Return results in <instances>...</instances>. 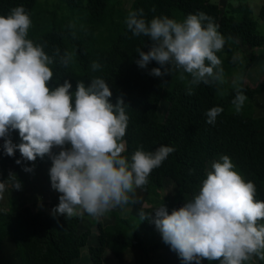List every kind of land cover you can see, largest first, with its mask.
<instances>
[{"label":"clouds","instance_id":"1","mask_svg":"<svg viewBox=\"0 0 264 264\" xmlns=\"http://www.w3.org/2000/svg\"><path fill=\"white\" fill-rule=\"evenodd\" d=\"M143 10L130 11L124 21L132 36L148 38L149 50H136L135 62L141 69L155 61L160 67L150 75L163 78L171 69L187 80V95L193 88L224 82L222 61L217 53L226 43L212 17L200 12L183 21L166 16L143 18ZM32 20L23 6L0 15V139L3 154L20 153L23 162L47 156L51 189L59 194L52 215L72 218L87 214L102 218L111 211L138 203L137 189L149 183L151 172L175 151L161 145L155 151L135 150L130 159L124 155L128 127V106L118 97L110 102V85L93 78L86 86L81 80L72 84L53 82L52 66L67 67L72 53L51 55L46 44L29 38ZM93 71L100 65L93 62ZM231 101L237 113L247 97L237 86ZM223 111L213 107L206 122L214 125ZM18 132L20 143L9 138ZM56 150V151H54ZM31 167L23 168L31 173ZM15 177L9 174V178ZM21 190L16 179L0 182V200L9 189ZM256 186L236 170L230 157L223 155L211 164L198 193L169 214L162 203L153 212L152 223L183 264H254L264 261V201L257 200ZM141 221L150 215L139 212Z\"/></svg>","mask_w":264,"mask_h":264},{"label":"trees","instance_id":"2","mask_svg":"<svg viewBox=\"0 0 264 264\" xmlns=\"http://www.w3.org/2000/svg\"><path fill=\"white\" fill-rule=\"evenodd\" d=\"M37 1L0 0V15L6 16L10 9L23 6L32 20L30 39L46 44L45 51L49 55L56 49L61 55L68 53V47L72 49L76 67L72 68L71 63L66 68L54 64L50 86L55 87L56 83L62 84L67 79L72 84L71 90L75 91L78 80L87 86L93 78L104 79L112 92L110 102L115 104L120 97L128 106L124 155L130 159L132 153L141 147L144 151H155L161 145L175 149L159 168L151 172L149 183L140 189L146 204L165 205L161 192L170 182L176 185L180 196L195 195L209 164L223 155L230 157L246 181L255 184V198L264 201V126L254 117L252 107L254 98L264 95V72L254 86L239 84L247 97L239 113L231 103L236 87L223 98L218 97L219 82L201 83L193 88L192 95L186 94L187 80L177 79L167 89L164 85L173 69L169 75L159 78L149 74L151 69L160 67L155 61L146 68L138 67L136 50L140 48L146 53L149 40L143 35L132 36L124 23L130 11L140 9L146 21L166 16L180 22L189 14L203 12L212 17L225 38V45L239 43L247 49L251 58L245 65L247 69L253 60V51L264 48V35L258 33L248 4L229 5L222 11L210 0H134L128 13L114 21L109 0H59L68 10L65 15L54 9L36 12ZM260 19L264 20V1ZM97 32L102 33L97 36ZM217 55L224 71L221 53ZM93 62L100 65L96 71L91 68ZM162 107L165 114L161 119ZM213 107H220L223 111L215 124L210 125L206 122L205 113ZM10 137L19 139L18 132L12 131ZM2 144L0 139V146ZM18 159H21L18 151L13 157H8L0 147V182L8 179L10 171L21 173L23 168L33 163L22 161L17 165L15 161ZM33 165L42 166L43 159L37 158ZM11 202L15 204L16 200ZM167 209L171 214L173 209ZM141 211L150 215L149 208ZM150 217L141 221L139 215L119 217L115 214V222L111 226L103 227L98 223L97 246L88 247L91 261L102 264L106 251L119 257L126 249L132 248L146 256L159 250H170L175 264H183L163 242L152 223L154 216ZM80 219L78 215L70 219L62 215L53 217L30 206L0 210V250L9 239L20 264H73L88 243V234L78 229ZM258 261L264 264V261ZM201 264L210 262L202 260Z\"/></svg>","mask_w":264,"mask_h":264},{"label":"rangeland","instance_id":"3","mask_svg":"<svg viewBox=\"0 0 264 264\" xmlns=\"http://www.w3.org/2000/svg\"><path fill=\"white\" fill-rule=\"evenodd\" d=\"M112 6V19L114 21L118 20L121 16L128 13L132 2L134 0H109ZM264 0H233L234 3H246L251 8L252 19L256 22V29L260 35H264V20L260 19V8ZM213 4H221L223 6L222 0H210ZM238 3V4H239ZM54 9L58 14L65 15L68 14L66 6L59 2V0H38L36 3L35 10L36 12H44L47 10ZM77 19V18H76ZM79 21V19H77ZM103 29L102 32H104ZM101 32V33H102ZM101 33H96L97 36ZM105 33V32H104ZM68 53H72L71 48L68 47ZM221 57L224 62V82L218 83L219 91L218 97L223 98L230 89L239 86V84H249L254 86L258 79L262 76L264 72V48L255 49L253 51V60L250 62V65L245 69V65L250 61V54L242 47L239 43L232 45L226 44L221 52ZM72 68H75V59L73 54V59L71 62ZM179 79V72L173 69L172 73L169 75L167 83L164 85L165 88L169 89L176 80ZM167 94V93H165ZM253 115L257 118L260 123L264 126V95L259 94L254 98L252 102ZM162 107L160 110L161 119L165 114V111ZM15 143H20L19 139H14L10 137ZM219 160L216 159L214 161ZM213 161V162H214ZM211 162L208 166V171L211 170ZM26 167H31L34 170L31 173H26L25 171L17 173L15 171H10L9 174H14L16 179L21 183V190H12L10 187L4 193V198L0 200V210H8L12 206L22 207L30 206L33 210H43L45 213L52 215V209L58 205V196L59 194L51 189L50 186V177L48 175L49 169L51 167L50 159L45 156L43 158V165L36 166L28 164ZM6 180L7 183L11 184L15 177L9 178ZM206 178V174L203 180ZM169 180V179H168ZM199 190V189H198ZM140 191L137 189V195H139L138 201L141 200ZM198 191L196 192V194ZM194 196V195H193ZM193 196H180L177 191L176 185L170 182L168 185H165L163 191L161 192V199L166 201L165 206L171 209H179L183 206V203L189 202ZM15 199L16 203L12 204L11 200ZM137 207H136V206ZM132 204V208H129V205H125L121 208H117L110 213L106 214L102 218H93L87 214L78 215L80 219V226H78L79 231L86 232L89 236H94L97 233L96 222L97 220L103 221L104 224H109L112 218L110 217L113 212L116 211L120 214L119 217H129L137 216L139 214V204ZM143 208H150L151 213L152 209H157L158 205L142 204ZM142 209V208H141ZM54 217V216H53ZM90 224L89 226H87ZM143 230V229H141ZM82 258V255L80 256ZM79 258V259H80ZM89 258V257H88ZM20 264L19 257L14 248L13 242L11 240H6L3 247L0 250V264ZM174 264L172 254L170 251H157L149 256H146L139 250H132V252H127V254L120 255L119 257H112L109 253H106L102 257V264ZM88 264H92L91 262ZM94 264V263H93ZM211 264H218V262H211ZM254 264H261L258 260Z\"/></svg>","mask_w":264,"mask_h":264},{"label":"crops","instance_id":"4","mask_svg":"<svg viewBox=\"0 0 264 264\" xmlns=\"http://www.w3.org/2000/svg\"><path fill=\"white\" fill-rule=\"evenodd\" d=\"M223 1V6H221V4H218V6L220 7V9L222 10V11H224L226 8H227V6H229V5H232V6H238V5H240V4H245V2L244 3H239V2H237V3H234V2H232L233 0H222ZM239 3V4H238ZM217 5V4H216ZM139 191H140V193H138V194H140V196H141V200L140 201H138V203H136V204H139V207L138 208H140L139 209V211L141 210V208H143V206H142V204L144 205V204H146V199H145V196H144V194L142 193V191L140 190V189H138ZM137 197H139V195H137ZM129 205V208H132V204L130 203V204H128ZM133 205H135V204H133ZM136 206V205H135ZM137 207V206H136ZM151 209V207L149 208V210ZM155 211V209H152V211H151V213H150V216H154L155 214L153 213ZM150 212V211H149ZM115 214H120L119 212H117L116 213V211L115 212H113L112 213V215L110 216L111 218H112V220H110V223L109 224H104V222L103 221H100V220H97V222H96V228H97V224L98 223H100L103 227H107V226H111L112 224H114V222H115V218H114V216H115ZM121 215V214H120ZM58 216V215H57ZM56 217V216H55ZM90 224H88L87 226H89ZM79 226H80V224H79ZM97 230V233L94 235V236H92V238H91V236H89L88 235V243H87V246L86 247H84L83 249H82V258H78V259H76L74 262H73V264H88V263H92L93 264V262L91 261V259H90V257H89V254H88V247L89 246H97V234H98V229H96ZM82 232V231H81ZM87 232V231H86ZM132 250H135V249H132V248H129V249H126L125 250V252L122 254V255H124V254H127V252H132ZM159 251H166V250H159ZM167 251H170V250H167ZM157 252V251H156ZM106 253H109L112 257L114 256L112 253H110L109 251H106L104 254H103V256H105V254ZM143 253V252H142ZM144 254V253H143ZM152 254V253H151ZM89 257V258H88ZM174 264H175V261H174Z\"/></svg>","mask_w":264,"mask_h":264}]
</instances>
